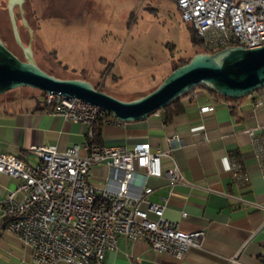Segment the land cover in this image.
Wrapping results in <instances>:
<instances>
[{
    "label": "built area",
    "instance_id": "obj_1",
    "mask_svg": "<svg viewBox=\"0 0 264 264\" xmlns=\"http://www.w3.org/2000/svg\"><path fill=\"white\" fill-rule=\"evenodd\" d=\"M171 1L182 21L196 31L204 51L231 45L249 49L264 42V0ZM53 98L57 96L50 93L46 100ZM261 108L264 90L253 94L250 113ZM212 109L208 104L199 111ZM52 112L84 127L81 145L58 151L53 146L32 144L27 149L37 158L32 162L0 153V173L20 180L0 199V234H11L29 247L32 264H104L105 253L116 249L119 237L142 239L153 251L176 258L202 246L205 230L182 232L175 222L163 217L168 196L161 197V203L146 200L153 192L149 178L165 179L168 195L187 183L172 156L181 145L178 134L165 136L164 147L154 152L147 141L132 147L108 145L95 139L94 123L107 113L101 107L72 96L60 97ZM104 122L123 123L113 116ZM256 129H264V119L245 129L264 175V147L255 137ZM202 138L208 139V135L202 132ZM163 159L171 161L169 167L162 166ZM97 165L109 171L103 183L93 178ZM232 166L238 176L240 164ZM98 194H109V203H99ZM143 202L146 209L140 206ZM76 241H84L85 250H77ZM260 259L264 263V255ZM227 264H241L238 255L230 257Z\"/></svg>",
    "mask_w": 264,
    "mask_h": 264
},
{
    "label": "crops",
    "instance_id": "obj_2",
    "mask_svg": "<svg viewBox=\"0 0 264 264\" xmlns=\"http://www.w3.org/2000/svg\"><path fill=\"white\" fill-rule=\"evenodd\" d=\"M71 22L74 24V20ZM99 56L108 54L99 51L94 55L96 59ZM252 98L253 95L240 99L239 112L231 114L228 102L210 100L205 92L196 91L194 99L186 102L183 113L170 123L164 121L161 111L122 124L104 122L101 142L108 145L132 147L147 141L154 152L164 147L165 136H180L181 145L172 156L187 183L168 195L165 179L149 178L153 192L146 200L161 203V197L168 196L163 211L165 219L175 222L182 232L205 230L202 246L190 248L181 258L155 252L142 239L127 241L119 237L116 249L105 253L104 264H227L236 254L241 264H264L260 259L264 255V175L255 146L245 132L247 127L264 119V108L250 113ZM208 104L213 109L201 113L200 106ZM202 132L208 139L202 138ZM255 137L264 147V129H256ZM84 138L80 123L36 110L33 102L0 109V153H11L32 162L37 159L27 151L32 144L63 151L74 144L81 145ZM235 162L240 164L238 176L232 171ZM170 164V160H162L163 167ZM108 172L104 166H94L93 178L103 183ZM19 182L16 177L0 173V199ZM140 206L146 209L148 205L143 202ZM0 264H32L30 248L15 236L1 233Z\"/></svg>",
    "mask_w": 264,
    "mask_h": 264
},
{
    "label": "rangeland",
    "instance_id": "obj_3",
    "mask_svg": "<svg viewBox=\"0 0 264 264\" xmlns=\"http://www.w3.org/2000/svg\"><path fill=\"white\" fill-rule=\"evenodd\" d=\"M6 4L0 0V40L24 60ZM22 8L21 15L13 7L19 36L42 70L85 79L123 100L152 90L173 67L204 51L191 44L189 27L170 0H24ZM99 51L113 65L100 63L94 57ZM47 96L33 87H16L0 94V109Z\"/></svg>",
    "mask_w": 264,
    "mask_h": 264
},
{
    "label": "water",
    "instance_id": "obj_4",
    "mask_svg": "<svg viewBox=\"0 0 264 264\" xmlns=\"http://www.w3.org/2000/svg\"><path fill=\"white\" fill-rule=\"evenodd\" d=\"M23 0H7V11L13 37L22 48L19 59L0 40V94L20 86H29L47 94L75 97L101 107L121 122L144 119L163 110L189 90L201 87L222 96L239 99L250 96L264 86V45L244 48L231 45L213 52L201 51L172 70L152 90L130 100L117 98L96 89L79 78H59L42 70L33 58L30 46L21 42L13 7L23 13ZM22 22L27 25L22 17ZM31 32V31H30Z\"/></svg>",
    "mask_w": 264,
    "mask_h": 264
},
{
    "label": "trees",
    "instance_id": "obj_5",
    "mask_svg": "<svg viewBox=\"0 0 264 264\" xmlns=\"http://www.w3.org/2000/svg\"><path fill=\"white\" fill-rule=\"evenodd\" d=\"M171 2L173 3L175 8L177 9L175 3L173 1H171ZM177 11H178V9H177ZM178 14H179V11H178ZM179 16H180V14H179ZM180 19H181V17H180ZM186 24L188 25L187 27H189L191 44L194 47H197V48H200L201 50H204V47L202 46L201 39L198 37V35H197L196 31L193 29L192 25L189 24V23H186ZM111 35H112V33L111 34H107V35L104 34V37H106V39H107ZM104 37H101L102 40H104ZM106 57L107 56H99L97 60L100 63L107 62L109 65H113V63L111 61L107 60ZM187 61L188 60L182 61L178 66L173 67L172 70H174L175 68L185 64ZM107 67H109V66H107ZM97 88L98 87H96V89ZM198 89H200V88L196 87V88H193V89L189 90L187 93H185L181 97L176 98L168 106H166L163 110H161V112H163L164 116H165V120L164 121L166 123H170V122L173 121V119L177 115L183 113L186 102L189 101V100L192 101L194 99V93ZM201 91L205 92L210 100H214V101H220V100L222 101L223 100V101L228 102L231 114H236V113L239 112L238 111L239 110V103L238 102L242 98H239V99L228 98V97L222 96V95H220L218 93H215L212 90H206V89H203V88H202ZM255 93L256 92H254L253 94H255ZM42 95L45 97L46 93L42 92ZM34 104H35V109L36 110L38 109V110H42V111L52 112L54 107L57 104V100H56V98H53L50 102H47V100L44 98L43 100H40V99L38 101L36 100V102ZM110 116H112V115L107 112V113L104 114V116H101V117L96 119V121L94 123L96 141L101 142V130H102V126L104 124V119L106 117H110Z\"/></svg>",
    "mask_w": 264,
    "mask_h": 264
},
{
    "label": "bare ground",
    "instance_id": "obj_6",
    "mask_svg": "<svg viewBox=\"0 0 264 264\" xmlns=\"http://www.w3.org/2000/svg\"><path fill=\"white\" fill-rule=\"evenodd\" d=\"M262 45H264V42L261 44V46ZM261 89L264 90V86ZM102 111L107 112L104 109H102ZM98 202L99 203H109V194H98ZM76 248H77V250H85V242L84 241H76Z\"/></svg>",
    "mask_w": 264,
    "mask_h": 264
},
{
    "label": "flooded vegetation",
    "instance_id": "obj_7",
    "mask_svg": "<svg viewBox=\"0 0 264 264\" xmlns=\"http://www.w3.org/2000/svg\"><path fill=\"white\" fill-rule=\"evenodd\" d=\"M23 2H24V0H23Z\"/></svg>",
    "mask_w": 264,
    "mask_h": 264
}]
</instances>
